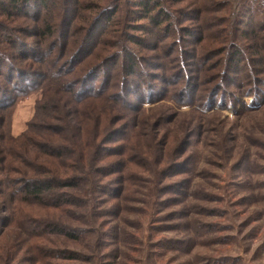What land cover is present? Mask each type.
Returning <instances> with one entry per match:
<instances>
[{"label":"trees","instance_id":"trees-1","mask_svg":"<svg viewBox=\"0 0 264 264\" xmlns=\"http://www.w3.org/2000/svg\"><path fill=\"white\" fill-rule=\"evenodd\" d=\"M169 2L179 8L137 0L118 15L88 14V0H0L3 264H95L97 219L125 223L138 202L185 195L200 127L172 136L177 109L264 103V0ZM36 95L12 135V112ZM91 237L88 254L64 246Z\"/></svg>","mask_w":264,"mask_h":264},{"label":"rangeland","instance_id":"rangeland-1","mask_svg":"<svg viewBox=\"0 0 264 264\" xmlns=\"http://www.w3.org/2000/svg\"><path fill=\"white\" fill-rule=\"evenodd\" d=\"M88 1L95 9L88 14L109 4L119 7L118 15L137 9L132 4L137 0ZM160 1L172 11L179 8L169 0ZM37 97L25 99L12 112V135L25 129ZM237 101L235 108L176 110L179 116L170 127L172 136H179L185 125L200 127L199 137L187 149L192 164L185 195L173 206L138 202V210L125 223L97 219L94 234L100 250L95 251V264H264V103L254 105L245 97ZM243 107L255 110L244 112ZM244 162L245 171L239 170ZM94 241L91 237L64 246L88 254ZM112 248L116 257L108 255Z\"/></svg>","mask_w":264,"mask_h":264}]
</instances>
